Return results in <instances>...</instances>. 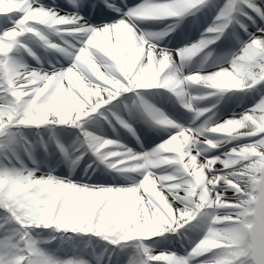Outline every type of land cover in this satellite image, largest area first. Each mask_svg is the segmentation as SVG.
I'll return each instance as SVG.
<instances>
[{
    "label": "bare ground",
    "instance_id": "obj_1",
    "mask_svg": "<svg viewBox=\"0 0 264 264\" xmlns=\"http://www.w3.org/2000/svg\"><path fill=\"white\" fill-rule=\"evenodd\" d=\"M55 1L39 0L40 4L47 7L45 8L38 5L37 0H31L23 20L18 25L19 30L13 29L11 33L4 32L0 35V72L5 71L10 76L19 100L24 94L32 95L29 103L10 107L11 110L8 106L5 109L4 105L0 104V135L23 115L28 117L31 125L34 124L32 127L38 129L45 126L39 125L60 120L67 121L70 127H75L87 116L99 113L100 109L104 108H111L110 119L118 122L122 119L131 125L134 123L139 132H151L156 126H163L176 134L166 143L162 155L148 153L133 155L126 147L119 148L108 142L100 143L99 140L103 139L100 131L92 124H84L88 140L91 143L95 142L96 149L100 147L98 153H103L104 161L115 169L111 172L98 165L99 170L107 171L126 186L89 188L85 185L79 191L62 183L44 179L45 175L54 174L58 178L70 179L81 184L110 185L105 183V179L94 176L93 169L88 176L83 171L77 175H72L73 172L65 173L64 178L60 177L62 173L57 171L58 160L54 142L66 150L67 155L62 160L65 165H69L71 170L82 168L79 166V159H76L78 152L73 141L65 140L62 143L63 140L57 136L55 141L49 142L51 146L49 156H42L37 148L35 153L38 159L33 160L31 156L36 154L32 153V148L40 142L29 136L16 135L18 156L14 158L3 155L0 159V184L6 193L18 195L40 216L49 214L47 221H51L52 224L87 233L89 236H85L87 239H92L90 237L92 234L103 237L111 230L122 239L121 241H127L124 249L115 250L107 249L106 246L96 248V245L90 242L82 245L81 247L89 248L92 252L96 264L102 260H112L116 264H122L125 260L123 264H129L133 259L135 264H141V260L143 264H149L161 257L162 252L140 243L141 240H147L184 223L189 225L183 236L185 245L179 250L181 256L191 250L196 237L208 232L206 238L209 237V241L198 247L202 246V250L206 252L220 250L214 264H234L225 254L227 250L233 248L229 243L236 239L238 229H229L231 240L217 236L214 232L225 226L246 223L245 201L254 194L251 182L255 179V172L260 168V162H264V103L257 104L252 112L223 122L220 121V116L223 110H227L226 107L204 108L202 103L209 93L220 92L223 89H250L255 83L264 80V43L256 41L245 51L243 47L247 42L242 43L236 39L233 40V47L227 48L224 41H219L206 48L192 47L186 49L183 54L179 52L173 54L167 49L172 44L164 43L162 38H158L153 42L160 48L168 50L173 58L157 59L148 47L147 62L140 67L148 44L141 41L140 33L130 23H119L99 31L94 30L87 36V41L85 40L82 46L72 44L71 40L73 41V38L76 40V36L79 35L84 36L88 28L81 24L78 16L68 13L78 12L81 16V11L94 13L89 5L96 0H83L85 7L80 9L73 7V4L81 0H69L71 6L64 14L54 8ZM217 1L205 0L203 5L193 8L196 0H177L182 8L190 5L186 8L188 12L178 19H184L185 24H188L193 19L192 14L198 9L212 6ZM111 2L117 4L115 0ZM250 2L256 3L257 0H232V10L229 12L228 20L224 22L225 25L230 24L226 32L228 38L233 34L232 28H240V24L244 22H249L254 29L264 28V20L246 6L244 11L255 17V23L243 15L242 6ZM26 3L27 0H0V11H10L15 7H23ZM226 3L227 1L225 5ZM261 7H264V2ZM167 9L145 10L140 15L142 17L162 15L167 19H175L168 16L177 10L173 9L168 13ZM58 12L63 18L58 17ZM116 15L120 16L119 12ZM205 20L199 19L198 23ZM143 21L144 19L136 21V26L142 32L153 34L164 32H153L143 28ZM26 24H34L35 28L30 31ZM185 24L183 34L189 42L188 46L199 42L198 37L187 32ZM22 34L33 36L42 46L45 42L54 40L61 45L64 52L73 57L74 68L60 72L48 71L50 58L47 57V53H39L35 42L32 39L23 40L19 37ZM81 41L76 42L82 43ZM77 50L79 53L76 55L74 52ZM129 51L131 54L125 56ZM30 63L37 68H32ZM221 67L223 71H218ZM118 75L128 81L127 86L121 82ZM197 75L201 77L200 80H197ZM62 79L66 85L68 84L67 87H62ZM163 86L167 87L171 102L165 114L160 113L158 109L155 110L156 105L151 103L153 98L138 92L140 87ZM129 90L137 93L132 96L134 98L130 99L131 101L122 104L120 108L111 106L115 100L117 102L122 98L124 93L103 104L104 95L111 99L115 94ZM141 99L146 103L145 107L141 105ZM96 101L99 103H94ZM182 104L183 109L180 106ZM100 106L101 108L93 113ZM210 108L212 110H207ZM144 109L149 113L150 122L141 121ZM186 110L190 111V115L185 113ZM182 119L184 124L179 122ZM252 126L256 128L253 130ZM245 129H248L246 135L251 137L249 143L227 151L221 160L208 161L206 149L215 146H217L215 150L221 149L232 135L240 134L241 131H246ZM205 142L207 144L203 145ZM226 156L230 159H224ZM208 163H215L213 168L218 175H208L206 169ZM41 174L45 175L42 177ZM36 176L42 179L37 180ZM213 186L217 187L216 191H213ZM57 209L63 216L59 219L60 223L58 220H52ZM133 240L139 241L136 243ZM57 242V239L51 238L47 241L32 234L28 238L27 249L36 255L37 264H55L60 260H71V264L81 262L72 256V248H64L65 243L57 245ZM7 244V240L0 239V255L7 258L10 264H26L22 263L16 254L6 250ZM222 249L224 251H221ZM60 256L63 259H59ZM174 258L170 259L171 263L182 264V258L177 256Z\"/></svg>",
    "mask_w": 264,
    "mask_h": 264
},
{
    "label": "rangeland",
    "instance_id": "obj_2",
    "mask_svg": "<svg viewBox=\"0 0 264 264\" xmlns=\"http://www.w3.org/2000/svg\"><path fill=\"white\" fill-rule=\"evenodd\" d=\"M65 1L67 2V5L70 4L69 0H56L55 1L56 7L59 8L58 10L62 11L64 10V7H67V5H65ZM124 1L126 3V0ZM124 1L121 3L123 4ZM226 1L227 0H218L217 3H214L212 6H209V7L205 6L204 8L201 7L200 9H198L196 11L198 13H196V15L194 14L191 22H189L188 24H185L187 32L191 33L192 35L198 38L200 37L201 39L206 38V37L210 38L214 36L215 33H212L211 35H209L210 33H207L204 29L205 27H212L214 26V24H217V22H215L217 21L216 16L218 15L219 11L225 6ZM142 2L143 0H131L128 2L127 6L123 5V7L126 8V11H127L129 8H133L137 6V4L139 5ZM256 3L262 6L263 0H257ZM188 6L190 5L189 4L185 5L181 10H186ZM172 10L173 8H168L167 12L171 13ZM114 13L115 11H111L110 17L108 19H104L103 21H99V22L94 20L92 16H88V17L85 16L86 17L85 20L89 24H92V25H96L98 23L110 24L111 22L118 21L121 18V17L117 18L114 15ZM59 14L60 13L58 12V17L63 18L62 14L60 15ZM155 16H158V15H155ZM148 17H153V15L148 16ZM159 17L161 18L144 19L142 25L144 26L145 29L149 31L157 32L161 30L165 31L164 28L168 23L173 24L175 29L169 31L167 35L163 36V39H164V42H169L170 44H172L169 51L172 52L173 54L175 53L177 54L179 50L184 49L186 46L189 45V42H187L185 39V35L183 34V31H181V27L183 26L185 20L180 22L174 19H171V20L165 19L166 17H163L162 15L161 16L159 15ZM252 17L255 20V17L254 16ZM228 18H229V14L225 18L224 22H226ZM199 19H206V20L202 23H198ZM91 20L93 21V23L90 22ZM243 24L247 26V32L241 27L240 28L233 27L231 30L233 34L230 35V38H228L227 35H220V39L216 40V42L219 40L224 41L225 46L227 48H231L233 47V42H234L233 40L238 39L242 41V43H244V42L249 41L250 33L258 34L257 33L258 28L256 29L252 28L249 22H244ZM7 26H10V25H7ZM26 26H27V29L30 31L35 28L34 24H26ZM4 27H5L4 24H0V32L4 30ZM76 27H78V25H76ZM12 30L6 31V32L11 33ZM97 30L99 31L100 29H97ZM19 37L25 41H29V40L31 41L32 39L35 42V45L37 46L36 48L39 53L40 52L43 53L45 51L47 52V57L50 58V61L48 60L49 65H47L48 71L51 70V72H60V71L68 70L69 68L70 69L74 68L73 61H72V66L68 67L71 63L70 60H72L73 57H71L69 54L64 53V49L63 48L61 49V45H58V43L56 44L54 41L51 43H48L47 45L51 50L47 51V49L45 47H42L38 41L34 40L33 36L31 35L26 36L22 34ZM161 38L162 37H160V39ZM81 40H84V36L79 35V36H76V40L75 38H73V41L71 40V43L76 44L77 42L75 41H81ZM74 53L77 55L79 51L77 50ZM27 63L29 64L28 61ZM30 66L35 68V65H33L32 63H30ZM196 78H198L197 80L201 79L199 75H197ZM62 80H63L61 82L62 87L63 86L67 87L68 84L66 85L64 82V79ZM197 83L200 84L199 81H197ZM12 85L13 84L11 82L10 76L5 71H1L0 72V104L4 105L5 109L8 106L9 110H11L10 107L22 106V105H25L27 102L29 103V101L32 98L31 93L30 94L27 93V94L22 95L21 99L19 100V97L17 96V93H16L17 89L13 87ZM140 88H155V89H138L139 90L138 92L141 95L148 96L151 98L153 97L157 98L160 95L162 97L161 99H163L165 95V92L162 91L164 89H156L158 87H140ZM135 93H137V91H130L128 93H124L123 97L120 99L118 98L119 100L117 102H115L116 101L115 100L112 103L111 107L120 108L122 104L131 101L130 99L134 98V97L132 98V96H134ZM263 97H264V81H261V82L255 83L253 86H251L250 89L248 88L247 89H223L220 92L209 93L208 97L203 100L202 104L204 108H207L209 106L214 107V108L221 107V106L226 107L227 110L226 111L223 110L220 116V121L223 122V121H228L231 118H235L236 117L235 114L237 115L240 114L239 116H241L245 113L252 112L257 101H259V99ZM160 104L163 107V105L165 104V100ZM180 106H182V109H183V104ZM106 110L109 111L110 109H105V110L100 109L99 113H95V114H91L87 116L84 120L81 121V124L79 126L82 127V130H83L84 124H92V126H94L96 130L100 131L103 139L109 140V141H106L108 143H121L122 138H127L125 140V143H126L125 145L128 146V148L131 150L133 154H141L144 152H150L153 155H158L160 151L163 150L164 146L169 141V139L171 138V135L168 134L169 130H167L164 127L157 128L156 132L153 133L154 134L153 136H157V139L153 140L152 143H150L149 139H145L143 143L145 144V148L143 150H140L138 148V143L141 141V137L137 138V135L134 134V131L132 130L130 131L128 128H125L117 120H113V118L110 119L109 116H107L108 111ZM185 113L190 115L189 110H186ZM180 122L184 124L183 119ZM61 123H63L64 125H60ZM20 124H23L25 126L12 127L8 131L16 133V135H25V136H29L32 138H37L39 140L41 139L42 141L52 140L53 138L58 136L60 137L61 141L63 140L62 143H64L65 140L67 142L73 141L74 145L76 147H79L80 152L81 150L85 151V147H86L87 151L91 153L89 146L93 147L96 153L98 152V150H100V147L99 149H96L97 145L95 144V142L91 143L88 140L87 135H85L82 131H79V132L77 131L78 129L81 130L78 125H75V127H73L72 129H69L67 125L70 126V124H67V121H64V120L49 121L46 124L39 125V126L45 125L43 128L34 130V127H32L34 124L31 125L32 123L28 121V117L23 115L21 116V118L18 117L17 120H15V123L12 125H20ZM127 124L131 125L130 122ZM119 126H120V129H119L120 138L118 137V135L117 136L113 135V133L117 132ZM121 126L123 127L121 128ZM254 128H256V126L251 127V129L253 130ZM245 130L246 131H241L240 134L237 133L236 135H232V137L228 141L229 143L227 142L226 145L223 146L221 149L215 150L217 146L206 149L207 158L209 159L208 161H213V159L221 160V157L224 156L227 153V151L232 150L236 148L237 146L240 147L241 145H244L247 142L249 143V140L251 137H249V135H246L247 133H245V132H248V129H245ZM169 133H172L175 135V132L173 131ZM166 136L168 137L165 138ZM206 144L207 142H205L203 145H206ZM42 151H43L42 152L43 154L48 156L50 153L49 146H46V145L43 146ZM64 152L66 153V150ZM64 152L61 151V148L59 149L56 147L57 154L55 155L57 156V160H58L57 171L62 173V175H64V172L69 173V170H70V168L67 165H65L62 161L63 157L65 156ZM93 156L95 157L97 163L89 164V162L92 161V158L91 157L86 158L85 155H83L81 159L83 162L81 163V165L88 164L90 169L92 168L94 169L93 173L97 174V176L102 177L103 179L109 178L113 180V177H111L110 173H108L107 171L99 170V167L97 165H98V162L100 163L101 161L98 159L95 153H93ZM31 157L33 159L37 158L36 155H33ZM224 159H230V158L226 156V158ZM216 163H218V161ZM108 165L110 168L112 167L109 163ZM214 165L215 163H208L206 165L207 173L209 176L210 175L215 176L217 174L213 168ZM102 167L109 169L105 164L102 165ZM89 168L85 170V174L87 175L91 174L89 172ZM73 172L77 174L76 171H73ZM42 177L40 179H42ZM121 183H123L121 180H117V182H114L113 185H115L116 187H123L124 184H121ZM251 183L253 184L254 194L251 197L249 196L250 198L248 197L245 201L247 202V207L245 209V212L247 214V220H246V223L243 224L244 227L249 231V235L246 237L247 244L241 242V232L238 230L239 232L236 236V239L232 240V242L229 243L231 246H233V248L227 250L225 254V256H227L234 264H238L239 259L242 258L240 255L241 251H243L246 247L252 249L250 232H251V229L253 228V224L251 223V220L256 215L257 210L264 207V162H260V168L258 171L255 172V179L252 180ZM216 189L217 187L213 186V191H216ZM243 191L245 192V190ZM0 208L8 209L12 214L11 218L6 220L2 218L5 215V213L3 212V210H0V223H2V227H0V238H3V240H7L8 244L6 246V250L16 254L20 258L22 263L24 262L26 264H37L35 260L36 255L31 253L27 249L28 238L32 234L42 239H45L47 241H49L51 238L57 239L58 240L57 245L59 243H62V244L65 243L64 244L65 246L68 245L66 247L63 246L64 248H73V246L75 245L82 246L88 242L96 245L97 241H99L100 247L106 246L109 248L115 245L114 248H110L114 250L117 248L124 249V247H126L125 242L127 241L126 240L121 241L122 239L119 238L114 233H112L111 230L107 232L103 237H101L98 234H92V236H90L92 237V239L90 238L87 239L85 237V236H88L87 233L81 230H77L74 228L72 229L71 227L58 226V224L56 225L52 224L51 221H47L49 214H47V216L38 215L39 213L37 214L35 210H32L28 206V204L25 203L24 200H22L18 195L7 194L1 184H0ZM220 213H224V212L220 211ZM60 217L62 218L63 216L60 215L59 209H57L56 214L53 215L52 220H58V222L60 223V220H59L61 219ZM13 221L15 223H13ZM188 225L189 223H184L182 225L177 226L176 228H171L168 231L164 230L162 231V233H159L147 240H141L140 243H143L147 246L155 247L159 250L163 249V251L162 250L160 251L162 252L161 257L155 259L154 260L155 262H159V264H173L171 263L170 259H175L174 257H176V255L174 253L179 254L178 248H180L183 245L182 238L185 235V233L188 231ZM7 227H9L10 229L6 230ZM4 228L6 229L4 230ZM176 230L180 236L182 235L181 238L180 237L176 238L174 235H169V234H175ZM170 232H175V233H170ZM203 234L201 233L199 237H196V241L193 243V246L198 241H199L198 245L200 244L202 245L205 243V241H209V237L206 238V235H203ZM83 238L84 240H82ZM133 241L138 243L139 240H133ZM198 245H197V248L194 249L193 255H202L205 252L204 250H202L201 248L202 246L198 247ZM169 252H174V253H169ZM251 252L252 250L249 253L250 258H251ZM59 259H63V257L60 256ZM63 261L64 260H60L59 262H56L55 264H62ZM70 261L71 260L67 261L68 264H71ZM123 261L125 262V260ZM79 264H82V261ZM100 264H116V263L112 261L111 262L102 261ZM141 264H143L142 260H141Z\"/></svg>",
    "mask_w": 264,
    "mask_h": 264
},
{
    "label": "snow or ice",
    "instance_id": "obj_3",
    "mask_svg": "<svg viewBox=\"0 0 264 264\" xmlns=\"http://www.w3.org/2000/svg\"><path fill=\"white\" fill-rule=\"evenodd\" d=\"M28 3H31V0H27V3L23 7H15L10 11H0V24H4V30L0 32V35H2L6 31H10L12 29H18V25L20 22L23 20L25 16V11L27 9ZM205 3V0H196L195 8L197 5H203ZM37 4L40 6L45 7L44 5L39 3V0H37ZM37 5H33L35 7ZM247 7L248 9H251L252 12H254L257 16L260 17L261 20H264V7H261L260 4L258 3H246L242 6V11L243 15L247 16L249 20H252L253 23H255V20L252 16H249L247 12L244 11V7ZM73 7L80 9L82 7H85L83 0L77 4H73ZM91 10L94 12V16L92 17L96 21H103L104 19H108L110 17V12L111 11H117L120 12L122 11L119 9L114 3L111 2V0H96L95 3H91L89 5ZM233 3L232 0H227L226 5L219 11L218 15L216 16L217 21H222L221 23L214 24V26L209 27L206 32L207 33H215L214 36L210 38H202L199 42L194 43L190 46L185 47L184 49L179 50V54H183L186 49H190L192 47L199 48L201 46H204L205 48L210 45L215 43L216 40L220 39V35L224 33V31L229 27L230 24H224V20L229 14V12L232 10ZM47 8V7H45ZM161 8H173L176 9L177 11L174 12V14L169 15L168 17L170 18H178L181 17L183 14L188 12V10H180L182 8L181 5L177 3V0H143V2L133 8H129L127 11L123 12L122 17L118 20L115 21L111 24H102L98 23L96 25L89 24L84 16L79 15V13H68V14H75L76 16L79 17L81 24L85 25L88 28V32L84 35V40L87 39V36L91 35L94 30L97 29H106L108 26H114L119 23H129V19L135 21L134 24H131L135 29H139L136 26V21L137 19H155V18H161L159 16H153V17H142L140 14L145 11V10H157ZM192 9V8H191ZM190 10V9H189ZM54 11V10H53ZM87 11V9H86ZM139 17V18H138ZM10 25V26H7ZM240 27L243 28L247 32V26L244 25L243 23L240 24ZM172 28L170 26L169 29L165 30L164 32H161L159 34H153V33H144V38L148 39L149 36L152 37V40L150 42H153L155 39H158L162 36H165L168 34L169 31H171ZM258 34H249L250 39L246 43V45L243 47V50H247L252 46L253 43L256 41H260L261 43H264V28H258L257 30ZM147 48L148 45L146 46V51H145V58L144 60L141 61L140 67H143L144 64L147 62L148 56H147ZM154 55L156 56L157 59H172V55H170L168 50L164 51H153ZM130 51L125 53V56L130 55ZM106 60V58H105ZM71 63L68 67L72 66V60H70ZM110 63V62H109ZM229 70H231V66L229 67ZM139 71V68L137 69ZM218 71H223V67H221ZM167 75V73H165ZM192 76L193 74H189ZM118 78L121 80L122 83H124L126 86L128 84V81L124 79L123 76H119ZM210 79V77H209ZM264 81V80H262ZM99 83V82H98ZM103 87V85H101ZM162 89H167L166 86L160 87ZM138 89H155V88H138ZM137 90V89H134ZM133 91V90H130ZM130 91H121L119 94H115L111 99L109 98L108 95H104V103L107 104L110 102L114 97L120 96L122 93H128ZM30 99V98H29ZM94 103H99V101H96ZM141 105L144 107L146 106V103L141 99L140 100ZM264 103V98H261L258 103L255 104H261ZM254 106V107H255ZM97 108L94 112H96L98 109ZM119 119V118H117ZM119 122L125 127L128 128L131 131L130 126L122 119H119ZM60 125H64L61 123ZM20 126H25L23 124L20 125H12L8 127L6 130H4L3 135H0V159L3 158V155H7L8 157H14L16 158L18 155L16 153V145L18 144L17 136L16 133L9 132L8 130L12 127H20ZM88 133H85V135ZM109 141L107 139H100L99 142L103 143ZM88 144V143H87ZM89 145V144H88ZM90 150L95 153L98 157V159L101 161V163H104L109 169H111L108 165L107 162L104 161L103 159V153H96L93 147H90ZM62 152H64V149H61ZM13 153H15V156H13ZM67 155V153L65 154ZM77 157L76 159H78ZM12 159V158H11ZM113 170V169H112ZM34 171V170H31ZM35 179L39 180L40 177L36 176ZM44 179L48 180H53L59 183H62L64 185H67L69 188H73L77 191L79 189L83 188L85 185H87L89 188H100V187H116V186H96V185H89V184H81L77 183L75 181H72L70 179H62L58 178L52 174H47L44 176ZM98 179H102V177H98ZM0 210H3L5 215L2 217L3 219H10L11 218V212L8 209L5 208H0ZM13 223H15L13 221ZM251 223L253 224V228L251 229L250 232V237H251V243H252V253L253 257L256 261V264H264V207L260 208L257 210L256 215L252 218ZM182 228V227H181ZM178 230V229H177ZM177 230L175 232H177ZM175 232H170V233H175ZM199 241L194 244V246L191 248L189 252H187L186 255H179L178 253L174 252H169V253H174L177 257L182 258V264H214V261L216 260V257L218 255V252L220 250H213L211 252H204L202 255H193L194 249L197 248ZM115 246V245H114ZM147 251V249H145ZM157 255L159 253H156ZM11 255V254H9ZM0 264H10V261L5 258L4 256L0 255ZM129 264H135V260L129 261ZM149 264H159V262H149Z\"/></svg>",
    "mask_w": 264,
    "mask_h": 264
},
{
    "label": "clouds",
    "instance_id": "obj_4",
    "mask_svg": "<svg viewBox=\"0 0 264 264\" xmlns=\"http://www.w3.org/2000/svg\"><path fill=\"white\" fill-rule=\"evenodd\" d=\"M129 23L134 24L135 21L129 19ZM137 32L140 33V39L142 42H146L148 44V47L152 51H164L165 49L160 48L156 43L150 42L152 40V37L149 36L148 39L144 38V32H142L140 29H136ZM173 63H175V60H173ZM231 66V65H230ZM229 67V66H228ZM79 159V158H78ZM31 174V173H30ZM236 228L241 232V242L247 244L246 237L249 235V231L244 227L243 223L237 224V225H230L225 226L224 228H221L219 230H216L214 232L217 236H222L226 240H231V232L229 229ZM208 232H204L203 235H208ZM99 241L96 242V247H99ZM221 251H224L223 249ZM251 249L246 247L243 251H241V259H239L238 264H253L252 259L250 258ZM72 256L76 258L77 260H81L82 264H96V260L94 256L92 255V252L89 251V248L81 247L79 245H75L72 248ZM62 264H68L67 261H63Z\"/></svg>",
    "mask_w": 264,
    "mask_h": 264
}]
</instances>
